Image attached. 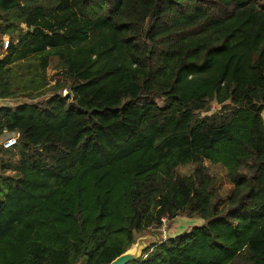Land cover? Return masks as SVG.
<instances>
[{"label":"trees","instance_id":"16d2710c","mask_svg":"<svg viewBox=\"0 0 264 264\" xmlns=\"http://www.w3.org/2000/svg\"><path fill=\"white\" fill-rule=\"evenodd\" d=\"M0 36V264H109L150 230L132 264H264V0H0Z\"/></svg>","mask_w":264,"mask_h":264},{"label":"rangeland","instance_id":"374dc122","mask_svg":"<svg viewBox=\"0 0 264 264\" xmlns=\"http://www.w3.org/2000/svg\"><path fill=\"white\" fill-rule=\"evenodd\" d=\"M4 38H10L9 36H0V41H3ZM2 60V59H0ZM26 60L24 61V63L22 62L21 64H19V68H18V72L25 76V77H29V75L32 72V67L30 65H28L29 63H25ZM57 72V62L54 61L51 68L47 71V78L50 79L53 75H55ZM54 84V83H53ZM67 92V91H65ZM64 92V94H65ZM6 104H14L12 101H7ZM160 105L163 106V103L160 102ZM219 107L218 106H214L212 108V111L210 113H204L202 114V117L205 116H211L214 113L219 111ZM8 134V133H6ZM15 151V150H14ZM12 151V152H14ZM10 158V157H9ZM14 159V158H11ZM17 160V158H16ZM205 165L208 166L210 172L212 175H214L217 180H218V184L220 185L221 188V194L224 196L225 200H227V198L231 195L232 193V185L229 183L228 181V176H227V170L223 167V165L221 164H212L210 162H205ZM183 172L185 173H190L191 169L188 168H183L182 169ZM5 197V194H0V201H2ZM201 223H203L202 220L200 219H177L175 222L173 223H169L168 220H166V223H164V227L162 228V237L164 239L170 237L171 235H179L182 234L186 231H190L193 227H197L198 225H201ZM153 232H156V230H150L147 231L145 234H143L142 236L138 235L137 236V240L141 237H145V236H150L152 234H154Z\"/></svg>","mask_w":264,"mask_h":264},{"label":"water","instance_id":"95a60500","mask_svg":"<svg viewBox=\"0 0 264 264\" xmlns=\"http://www.w3.org/2000/svg\"><path fill=\"white\" fill-rule=\"evenodd\" d=\"M64 96L66 98L71 96L73 102L74 95L71 91L65 92ZM158 241V237L154 234L150 236L141 237L136 241L135 244L131 246L129 250H127L125 253L117 257L109 264H132L134 262H137L142 259L144 253L149 250L151 245Z\"/></svg>","mask_w":264,"mask_h":264},{"label":"built area","instance_id":"2783aa9c","mask_svg":"<svg viewBox=\"0 0 264 264\" xmlns=\"http://www.w3.org/2000/svg\"><path fill=\"white\" fill-rule=\"evenodd\" d=\"M11 45V38H4L2 41V47L7 50ZM17 136L12 134H5V136L0 140V146L5 150H12L17 146ZM166 223V219L163 220Z\"/></svg>","mask_w":264,"mask_h":264},{"label":"crops","instance_id":"0c3cea01","mask_svg":"<svg viewBox=\"0 0 264 264\" xmlns=\"http://www.w3.org/2000/svg\"><path fill=\"white\" fill-rule=\"evenodd\" d=\"M232 188H233V186H232Z\"/></svg>","mask_w":264,"mask_h":264}]
</instances>
